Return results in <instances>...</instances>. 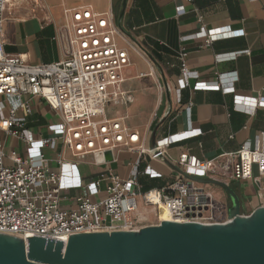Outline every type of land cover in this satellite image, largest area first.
<instances>
[{
  "label": "built area",
  "instance_id": "1",
  "mask_svg": "<svg viewBox=\"0 0 264 264\" xmlns=\"http://www.w3.org/2000/svg\"><path fill=\"white\" fill-rule=\"evenodd\" d=\"M7 7V0H0V231L24 240L26 235H64L66 243L73 232L137 231L157 225L161 210H167L175 222L226 223L231 220L228 207L194 178L225 183L252 180L258 186L264 180V149L244 144L212 159L187 151L174 157L170 146L198 135L197 130L158 139L151 148L146 146V135L140 137L126 126L124 117L107 116L109 106L133 101L124 87L130 57L120 45V40L128 41L112 13L95 11L91 5L64 9L53 37L61 58L30 64L21 55L5 51ZM176 9L178 15L185 12L183 6ZM198 35H207L209 42L236 33L225 26ZM186 56L184 51L179 56L178 100L180 91L196 77L187 68ZM193 87L234 92L233 84L216 81H197ZM37 100L57 119L40 124ZM234 106L252 112L264 107V98L234 95ZM8 139H15L22 150L16 146L7 150ZM123 150L137 154L127 177L111 166L117 160L115 152ZM106 152L112 153L111 161H106ZM88 156L93 160L87 161ZM146 159L163 163L166 159L177 167L174 182L143 190L140 175L162 177L149 161L141 168Z\"/></svg>",
  "mask_w": 264,
  "mask_h": 264
},
{
  "label": "crops",
  "instance_id": "2",
  "mask_svg": "<svg viewBox=\"0 0 264 264\" xmlns=\"http://www.w3.org/2000/svg\"><path fill=\"white\" fill-rule=\"evenodd\" d=\"M14 2L13 11L5 15V51L21 55L30 64L57 62L61 58L53 37L56 25L63 20L64 9L91 5L95 11L113 14L128 41L120 40V45L127 48L130 57L124 87L129 90L133 101L109 106L107 116L124 117L126 126L138 132L140 137L146 135V146L151 147L154 131L158 140L197 130L198 135L170 146L169 154L176 157L187 151L201 159H212L235 152L244 144L252 149H264V107L244 112L234 106V95L264 98V0ZM179 6L185 9L181 15L177 14ZM225 26L236 35L218 36L209 42L207 35H198ZM182 51L187 53L188 70L196 77H192L189 86L180 91L178 100L176 83L181 74L179 56ZM230 53L237 54L229 57L227 54ZM140 73L146 75L139 77ZM197 81H216L224 86L233 84L234 92L194 89ZM163 85L168 89H162ZM35 109L40 124L50 120L44 103L37 100ZM12 146L22 150L15 139H8L7 150ZM115 156L117 160L111 166L122 177H127L137 154L123 150L115 152ZM86 160L92 161L93 157L88 156ZM148 161L162 177L150 179L140 175L143 190L174 182L177 170L149 159L142 162L141 168ZM228 184L239 196L243 214H250L264 205V180L259 186L252 180H229ZM204 188L229 207L230 201L224 191L214 189L211 184H204Z\"/></svg>",
  "mask_w": 264,
  "mask_h": 264
},
{
  "label": "water",
  "instance_id": "3",
  "mask_svg": "<svg viewBox=\"0 0 264 264\" xmlns=\"http://www.w3.org/2000/svg\"><path fill=\"white\" fill-rule=\"evenodd\" d=\"M155 146L154 131L151 148ZM101 159L97 154V162ZM105 159L111 161L112 153L106 152ZM194 180L224 190L230 201L229 222L162 220L137 231L73 232L66 243L64 235H26L24 240L0 231V264H264V205L243 214L240 198L228 183Z\"/></svg>",
  "mask_w": 264,
  "mask_h": 264
},
{
  "label": "rangeland",
  "instance_id": "4",
  "mask_svg": "<svg viewBox=\"0 0 264 264\" xmlns=\"http://www.w3.org/2000/svg\"><path fill=\"white\" fill-rule=\"evenodd\" d=\"M13 3H14V4H13ZM11 4H12L11 6L8 5V7L6 8L5 15H6V14H9L10 12L13 11V8H14V5H15L14 0H12ZM47 118L50 119V120H51V119H52V120H56V119H57V116H56V115L53 116L51 113H50V114L48 113ZM211 185H212V187H213L214 189H216V190H218V191H224V190H223L221 187H219V186H216V185H213V184H211ZM150 220H151L152 223H156V221H155L153 215L150 216Z\"/></svg>",
  "mask_w": 264,
  "mask_h": 264
},
{
  "label": "bare ground",
  "instance_id": "5",
  "mask_svg": "<svg viewBox=\"0 0 264 264\" xmlns=\"http://www.w3.org/2000/svg\"><path fill=\"white\" fill-rule=\"evenodd\" d=\"M39 1V0H38ZM8 5L11 6V0H7ZM43 5V4H42ZM160 220H171V217L169 216L167 210H161L160 211Z\"/></svg>",
  "mask_w": 264,
  "mask_h": 264
},
{
  "label": "trees",
  "instance_id": "6",
  "mask_svg": "<svg viewBox=\"0 0 264 264\" xmlns=\"http://www.w3.org/2000/svg\"><path fill=\"white\" fill-rule=\"evenodd\" d=\"M150 179H154V178H150ZM139 182H140V179H139ZM141 183V182H140Z\"/></svg>",
  "mask_w": 264,
  "mask_h": 264
}]
</instances>
